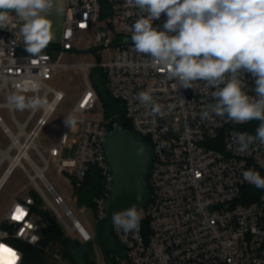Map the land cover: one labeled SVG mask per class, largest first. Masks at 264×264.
<instances>
[{
	"label": "built area",
	"instance_id": "obj_1",
	"mask_svg": "<svg viewBox=\"0 0 264 264\" xmlns=\"http://www.w3.org/2000/svg\"><path fill=\"white\" fill-rule=\"evenodd\" d=\"M103 1L110 10L101 19ZM139 15L146 13H140L127 0H68L62 32L55 42L61 48L56 60L47 53L38 56L22 53L21 20L14 14L0 28V97L6 99L0 102V108L9 109L17 127L14 133L0 114V127L8 138L7 147H0V162H9L5 174L11 162H16L12 172L18 167L26 172L35 193L48 203L61 225L69 232L77 229L85 242L92 239L90 234L82 233V223L56 187L49 180L42 183L38 169H43L42 176H46L53 164L57 174L65 175L66 183L77 189L82 187L90 170L96 168L104 183L94 202L99 217H105L104 205L114 183L105 156V141L107 134L121 125L105 117L99 94L89 79L90 69L95 67L102 72L108 93L124 102L131 131L146 138L154 152L152 198L138 209L142 212L139 228L118 232L111 220L113 235L125 248L129 262L264 264V191L256 200L242 202L246 186L252 184L244 180L242 172L254 169L264 173V145L257 142L247 152L240 153L233 141L236 132L255 135L260 121L238 124L215 115L201 120V110L215 102L211 96L215 89L206 88L204 81L194 82L193 88L182 87L178 80L168 79L164 69L153 65L150 56L137 53L133 42L127 41L132 39L130 29ZM166 19L162 13L152 21L153 27L164 30ZM110 24L117 28L116 32L110 29ZM91 33L95 43L103 47V61L65 62V52L78 49L82 34L90 43ZM71 68H80L86 78L85 88L70 112H76L78 123L70 129L64 122L57 143L39 144L50 117L67 96L52 83ZM241 78L244 91L255 98V78L247 72ZM141 91L150 92L156 103L163 106V116L153 115L150 105L141 104L137 99ZM12 94L26 98L40 96L47 103L27 108L29 115L19 122L14 112L16 107L8 100ZM74 145H78L76 159H64V148ZM34 203L31 194L13 200L1 222L13 227V234L0 229V241L22 253L19 264L23 252L9 239L32 245L42 239L44 224L32 212ZM17 208L22 210L20 219H14V215H21Z\"/></svg>",
	"mask_w": 264,
	"mask_h": 264
},
{
	"label": "clouds",
	"instance_id": "obj_2",
	"mask_svg": "<svg viewBox=\"0 0 264 264\" xmlns=\"http://www.w3.org/2000/svg\"><path fill=\"white\" fill-rule=\"evenodd\" d=\"M127 3L146 13L139 15L130 29L137 53L150 56L153 65L164 69L168 79L178 80L182 87L193 88L194 82L204 81L206 88L215 89L211 92L215 102L201 110V120L213 115L238 124L258 120L255 135L236 132L233 141L240 153L257 142L264 145V0H127ZM53 8L58 13L63 10L56 0H0V28L14 14L23 21L20 34L25 51L38 56L54 39L48 19ZM162 13L167 16L164 30L152 24ZM243 72L255 78V98L244 91ZM137 99L150 105L153 115L163 116V106L156 103L150 92H139ZM8 100L21 111L47 103L40 96L26 98L18 94L10 95ZM64 122L68 128H74L78 115L73 111ZM242 176L264 189V177L258 171L248 169ZM141 198L137 196L138 200ZM141 219L142 212L136 205L116 211L111 217L116 230L125 233L137 230ZM21 258L22 253L0 241V264H19Z\"/></svg>",
	"mask_w": 264,
	"mask_h": 264
},
{
	"label": "rangeland",
	"instance_id": "obj_3",
	"mask_svg": "<svg viewBox=\"0 0 264 264\" xmlns=\"http://www.w3.org/2000/svg\"><path fill=\"white\" fill-rule=\"evenodd\" d=\"M109 27L113 32L117 31V28L112 24H110ZM61 32L62 28L61 30H57L58 37H60L59 33L61 34ZM90 37V43H87L85 40V35L82 34L81 39L78 41V49L76 51H66L64 61L73 63L92 62L97 64L102 62L103 57L101 54L103 53V49L101 48V46H98L95 43L92 33L90 34ZM50 46L51 45L49 43L47 48H49ZM114 46L115 45L113 44L111 52L114 51ZM23 47L25 48V45ZM96 49L98 50L95 52ZM42 53H47L51 56L52 60H56L61 53V50L45 49L42 51ZM98 74L99 69H96L95 67H92L90 69L89 79L92 83L93 78L95 76H98ZM85 82L86 78L80 68H71L62 72L60 77L52 83L55 88H62L66 92L67 96L50 117L47 126L44 128L38 139L39 144L46 145L58 142L59 134L64 124L65 117L70 114L77 98L83 92L85 88ZM5 100L6 99L4 96L0 97V102H4ZM14 112L19 122H24L30 113V109L26 108L25 110L21 111L15 108ZM0 114L7 126L14 133L17 132V127L12 121L9 109L0 108ZM34 123L35 120L28 127V130L33 127ZM7 144L8 138L3 134L2 128L0 127V147L6 148ZM77 152L78 145H74L72 148L66 147L63 150L62 157L66 160L76 159ZM8 167L9 162L2 163L0 167V180L3 178ZM45 175L47 179L56 187L57 191L64 197L68 206L73 210L75 216L82 223V225H84L85 229L87 230V232H89L92 239L89 242H85L84 237L81 233L77 231L69 232L62 224L66 234L72 239H77L78 241L67 244L68 247H65L66 249L61 242H52L51 245L48 248H45L43 251V264H109L101 246L99 245L100 241L98 235L101 229L97 223V221L99 220L98 215H95L93 210L78 205L76 193L77 189H74L71 184L66 183L65 175L59 176L57 174L53 164L50 166V169L47 173H45ZM34 192L35 187L32 180L22 168L18 167L15 172L10 175L8 181L0 191V229L6 230L10 234H13V227L11 225L1 223L4 215L6 214L13 200L21 199L24 195L33 194ZM41 199L44 208L49 211L53 218L57 219L54 211L51 209L48 203L43 199V197H41ZM40 220L42 221L41 218ZM44 236V232H42V239H44ZM9 242L17 246L15 242ZM22 252L24 254L25 260L26 254L24 250H22ZM111 258L116 261V264H131L127 259V256H125L124 258H120L116 255H112ZM110 264H113L112 261H110Z\"/></svg>",
	"mask_w": 264,
	"mask_h": 264
},
{
	"label": "trees",
	"instance_id": "obj_4",
	"mask_svg": "<svg viewBox=\"0 0 264 264\" xmlns=\"http://www.w3.org/2000/svg\"><path fill=\"white\" fill-rule=\"evenodd\" d=\"M109 10H110L109 5L107 4L106 1H103V10H102L101 19H104L109 14ZM50 45L51 46L49 48L46 47L45 49H61L58 43L52 42L50 43ZM101 48L103 49V47ZM97 50L98 49H96L95 52ZM21 51L27 53L24 47H22ZM92 84L95 86V89L99 94L100 101L105 111V117L107 119L113 118V120L119 122V124L122 127L128 130H132L131 123L129 122V120L126 118L125 115L124 102L113 98L108 93L107 88L105 86V79L100 70L98 76H95L93 78ZM259 173L262 177H264L263 172H259ZM103 183H104L103 178L100 175L99 171L96 168L91 169L82 187L77 188L76 193H77L78 205L93 210L95 215L96 214L98 215V211L95 206L94 200L95 197L101 192ZM263 191L264 189H259L255 187V185L253 184L246 186L245 191L243 193L242 202L250 203L256 200L259 194H261ZM31 195L33 196L35 201L34 206H32V212L37 217L41 218L42 221L44 222V227L42 230V232H44L45 235L44 239H41V241L36 245H32L22 240H18L14 238H10L9 241L15 242L20 249L24 250L26 257L24 260V254H23L22 264H43L42 262V258L44 255L43 251L45 248H48L52 242L59 241L64 245L65 248L68 247L67 244L78 240L72 239L66 234L61 223L57 219L53 218V216L49 213V211L44 208L42 204V199L37 193L34 192ZM98 219L99 220L97 221V223L101 229L98 235L100 241L99 245L101 246L106 256L108 263L110 264V261H112L113 264H116V261L113 258H111V256L116 255L117 257L124 258L126 256L125 248L113 235L111 229V219L107 220L105 217L100 218L99 215H98ZM32 252L35 254H33Z\"/></svg>",
	"mask_w": 264,
	"mask_h": 264
},
{
	"label": "water",
	"instance_id": "obj_5",
	"mask_svg": "<svg viewBox=\"0 0 264 264\" xmlns=\"http://www.w3.org/2000/svg\"><path fill=\"white\" fill-rule=\"evenodd\" d=\"M105 156L114 176L111 194L104 205L105 218L110 220L114 212L132 205L138 209L146 206L152 198L150 179L154 152L151 143L143 136L118 126L107 134ZM137 196L142 198L138 200ZM80 230L87 235L82 226Z\"/></svg>",
	"mask_w": 264,
	"mask_h": 264
},
{
	"label": "crops",
	"instance_id": "obj_6",
	"mask_svg": "<svg viewBox=\"0 0 264 264\" xmlns=\"http://www.w3.org/2000/svg\"><path fill=\"white\" fill-rule=\"evenodd\" d=\"M56 2L62 7L63 10L58 13L55 10V8H53V10L48 14V19L52 23L51 31L54 34V39L52 42H58L59 41L60 37H58V35H57V30H61V28H62V23L64 20V13H65V9H66L67 4H68V0H56ZM22 23H23V21L20 22V27H21ZM59 36H60V33H59ZM23 46H24V41H23ZM14 172H15V170L10 175H12ZM8 179L6 180V182L8 181ZM6 182H5V184H6ZM5 184H3V187ZM2 188H1V190H2Z\"/></svg>",
	"mask_w": 264,
	"mask_h": 264
},
{
	"label": "bare ground",
	"instance_id": "obj_7",
	"mask_svg": "<svg viewBox=\"0 0 264 264\" xmlns=\"http://www.w3.org/2000/svg\"><path fill=\"white\" fill-rule=\"evenodd\" d=\"M1 165H2V162H0V167H1ZM15 165H17V163L16 162H11V164H10V170H9V172H7L4 176H3V178L0 180V190H1V188L3 187V184H5V182H6V180L9 178L8 177V175H9V173L14 169V167H15ZM16 170V169H15ZM38 173H39V175L42 177L41 179H42V183L43 184H46V183H48V179L46 178V176H42V173H43V169H38ZM38 180V179H37ZM77 221H79L78 219H77ZM80 222V221H79ZM81 224V223H80ZM82 225V224H81ZM83 226V225H82ZM83 228H84V230H85V233L87 232V230L85 229V227L83 226ZM75 228H73L72 230H74ZM76 231H78L77 229H76ZM87 234H89V232H87Z\"/></svg>",
	"mask_w": 264,
	"mask_h": 264
},
{
	"label": "snow or ice",
	"instance_id": "obj_8",
	"mask_svg": "<svg viewBox=\"0 0 264 264\" xmlns=\"http://www.w3.org/2000/svg\"><path fill=\"white\" fill-rule=\"evenodd\" d=\"M16 212L17 213H21V215L20 216L14 215V219H20V218H22V210L20 208H17Z\"/></svg>",
	"mask_w": 264,
	"mask_h": 264
}]
</instances>
